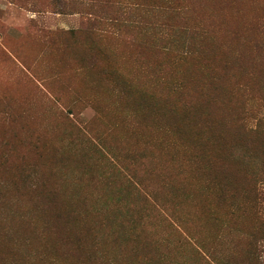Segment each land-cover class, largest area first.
<instances>
[{
  "label": "rangeland",
  "instance_id": "1",
  "mask_svg": "<svg viewBox=\"0 0 264 264\" xmlns=\"http://www.w3.org/2000/svg\"><path fill=\"white\" fill-rule=\"evenodd\" d=\"M0 264H264V0H0Z\"/></svg>",
  "mask_w": 264,
  "mask_h": 264
}]
</instances>
